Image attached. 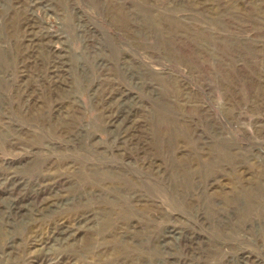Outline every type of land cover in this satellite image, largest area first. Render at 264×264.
Instances as JSON below:
<instances>
[{
  "label": "rangeland",
  "instance_id": "374dc122",
  "mask_svg": "<svg viewBox=\"0 0 264 264\" xmlns=\"http://www.w3.org/2000/svg\"><path fill=\"white\" fill-rule=\"evenodd\" d=\"M0 264H264V0H0Z\"/></svg>",
  "mask_w": 264,
  "mask_h": 264
}]
</instances>
